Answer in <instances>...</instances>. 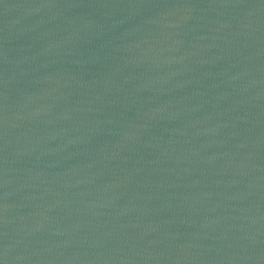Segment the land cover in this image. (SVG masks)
<instances>
[{
  "label": "water",
  "instance_id": "water-1",
  "mask_svg": "<svg viewBox=\"0 0 264 264\" xmlns=\"http://www.w3.org/2000/svg\"><path fill=\"white\" fill-rule=\"evenodd\" d=\"M0 264H264V0H0Z\"/></svg>",
  "mask_w": 264,
  "mask_h": 264
}]
</instances>
